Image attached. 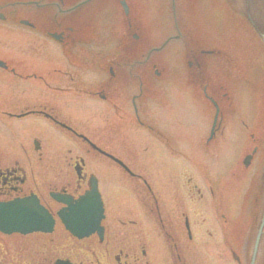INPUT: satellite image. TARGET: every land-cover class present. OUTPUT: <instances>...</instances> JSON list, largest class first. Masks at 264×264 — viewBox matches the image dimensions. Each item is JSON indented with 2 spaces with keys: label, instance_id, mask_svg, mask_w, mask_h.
<instances>
[{
  "label": "flooded vegetation",
  "instance_id": "obj_1",
  "mask_svg": "<svg viewBox=\"0 0 264 264\" xmlns=\"http://www.w3.org/2000/svg\"><path fill=\"white\" fill-rule=\"evenodd\" d=\"M83 1L0 0V36L13 34L21 43L0 44V264H201L194 255L206 223L195 215L200 189L191 175L165 173L168 162L158 152L191 156L224 137L221 101L231 83L239 94L244 76L238 70L226 84L222 71L230 68L231 56L224 42L212 39L215 33L207 35L213 20L224 38L222 0H196L201 7L194 23L193 0ZM241 1L246 9L240 14L243 9L236 8L235 18L250 24L247 54L259 71L264 13L257 0ZM148 10L167 30L159 46L148 43ZM105 41L107 52L95 50ZM211 43L218 45L205 47ZM168 58L179 76L174 123L158 111L163 102L158 107L147 79L151 70L159 75ZM217 69L215 83L203 75ZM249 77L246 83L255 84L257 76ZM196 103L208 114L192 130L184 114ZM231 104L228 99L230 113ZM94 118L108 119L110 130ZM131 125L139 129L140 159L131 158L137 139H125ZM258 147L240 161L241 192L247 184L252 218L245 235L237 234L240 240L222 230L224 244H264V159L255 158ZM254 159L257 171L246 178ZM93 186L101 213L90 221L79 204ZM85 219L90 224L84 226Z\"/></svg>",
  "mask_w": 264,
  "mask_h": 264
},
{
  "label": "rangeland",
  "instance_id": "obj_2",
  "mask_svg": "<svg viewBox=\"0 0 264 264\" xmlns=\"http://www.w3.org/2000/svg\"><path fill=\"white\" fill-rule=\"evenodd\" d=\"M156 0H148V4H153ZM210 1V0H209ZM191 11H192V23H194L197 18V12L201 6L198 5L196 0L192 1ZM258 5L262 6V11L264 10V0H257ZM241 0H222V5L225 7L224 12L227 15L228 20L224 24L220 25L223 27L224 38L218 37L216 31L218 30L219 23L214 22L207 25V35L210 33H215L214 36L220 41L224 42L223 50L228 56H231V62L229 61V69H224L222 73L224 74L226 84L229 85L232 79L241 70L244 78L241 84L244 85L243 89L239 92L235 91L230 86L226 87L228 93V99L231 100L232 113L227 106L228 99H223L222 111H223V128L224 137L220 141V145L215 146L216 140L212 141L211 145L206 146L205 149H197L191 152V156L183 155V152H178V154H173L172 151L163 150L158 152V157H163L164 160L168 162V165L163 167V171L171 172L174 169V173L180 179L185 175H191L192 180L196 183L197 188L200 189L201 198H198V193L196 192V219H201L205 217L206 223L202 224L199 231V238L202 241L196 243L194 247V255L198 263L201 264H249V258L252 250V242L249 245L241 246L240 244L231 242V244H224L221 242V232L225 230V233H230L233 237H239L237 234L243 233L245 235L247 231V226L252 218L250 209L252 207V202L247 201L248 196V185L245 184V189L241 192V159L242 157L250 152L252 147L257 143L259 144L258 153L255 156L264 159V68L255 67L253 69L250 60V54H247L249 47H246V40L250 37L252 31L250 24L243 19V21L236 20V8L241 9ZM261 9V8H260ZM215 10V8L213 9ZM148 32L150 38H148L149 46H159L165 37L166 28H164L163 23L154 22L151 20L153 12L148 10ZM210 12V11H209ZM213 15V11L210 12ZM223 20L225 18L224 15ZM216 21H218L216 19ZM5 22L0 21V27L4 25ZM256 37L251 38V43L253 46L257 47ZM195 41L198 43V36H196ZM5 43L7 47L19 46L17 42L19 40L13 34H2L0 36V44ZM86 44V43H85ZM203 44V43H202ZM207 43L203 44L206 45ZM218 44L211 43L205 47H216ZM227 48H226V47ZM95 50L99 52L108 51V43L100 42L99 45L94 46ZM248 48V49H247ZM253 48V47H251ZM260 58L264 61V45H259ZM255 53V52H254ZM235 58L236 61L234 60ZM171 59V58H170ZM168 58V65L165 64L163 68L159 67V75H156L152 70L147 74L148 83L150 84V90H153L152 95H158V101H160L158 107L163 102L161 108L158 109L163 119H166L174 123L173 114V96L180 94L177 92L176 80L179 79L178 74L174 69H172V59ZM228 59H230L228 57ZM249 62V64L247 63ZM232 64H235L233 67ZM239 64V65H238ZM167 66V67H166ZM239 67V69H238ZM185 68V67H184ZM107 69V68H106ZM186 70L182 69L180 71V78L182 75L184 77ZM232 74V75H231ZM256 75L255 84H248L247 81L251 80L249 75ZM203 75L212 80L219 78L220 69L217 70H206ZM185 78V77H184ZM239 84L238 86L240 87ZM258 90V91H257ZM177 92V93H176ZM185 94V93H184ZM195 94L192 91V95ZM186 95V94H185ZM196 95V94H195ZM198 95V93H197ZM199 96V95H198ZM197 96V97H198ZM161 98V100H160ZM202 98V97H201ZM195 101V98H193ZM198 99V98H196ZM231 104V105H232ZM99 105H102L101 103ZM193 106V105H191ZM157 109V108H156ZM208 110V109H207ZM212 108L210 110L212 116ZM156 111V110H154ZM187 111V109H186ZM185 111V112H186ZM208 113L206 109L199 107L196 103V107L191 108L188 112L184 114L185 118L188 119V127L192 130L196 129L197 118L207 117ZM105 130H110V125L108 119H93ZM245 123V125L243 124ZM107 128V129H106ZM124 127H118V131H123ZM128 130V135L125 138L129 142H133L137 139V146L131 150L133 154L132 159H140L145 157L140 150L139 136H135L138 133V128L131 125ZM162 149V148H161ZM190 153V152H189ZM157 156V155H156ZM193 159L194 164L187 162V158ZM170 161V162H169ZM174 167L171 168L172 164ZM178 165V167H176ZM257 160L254 159L252 166L246 171L249 174H245L248 178L251 171H257ZM252 174V173H251ZM243 198V202L242 199ZM225 214V217L221 214ZM227 217L231 220L227 223ZM249 219V221H247ZM246 222V223H245ZM242 224H245L242 226ZM228 228V229H227ZM233 230V232H232ZM249 240L253 239L252 235H248ZM204 240V241H203ZM238 240H240L238 238ZM244 249L242 252L241 249ZM257 256L255 257L254 264H264V244L258 246Z\"/></svg>",
  "mask_w": 264,
  "mask_h": 264
},
{
  "label": "water",
  "instance_id": "obj_3",
  "mask_svg": "<svg viewBox=\"0 0 264 264\" xmlns=\"http://www.w3.org/2000/svg\"><path fill=\"white\" fill-rule=\"evenodd\" d=\"M260 36L264 40V32L261 33ZM79 205H80L81 211L85 212V217L91 218L90 221L99 219V216L101 213V208H100L101 203L98 199V195L95 191V188H93L90 192H87L85 195L81 197ZM86 221H88V219ZM90 221L88 222L89 224H90ZM86 232L87 231H85L84 233ZM255 248L256 246L254 247V251H255ZM249 262H250V258H249Z\"/></svg>",
  "mask_w": 264,
  "mask_h": 264
},
{
  "label": "bare ground",
  "instance_id": "obj_4",
  "mask_svg": "<svg viewBox=\"0 0 264 264\" xmlns=\"http://www.w3.org/2000/svg\"><path fill=\"white\" fill-rule=\"evenodd\" d=\"M263 21H264V19L260 20V22H258V25L260 26V24H261ZM261 25H264V23L261 24ZM263 41H264V40H263Z\"/></svg>",
  "mask_w": 264,
  "mask_h": 264
}]
</instances>
